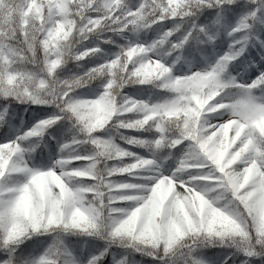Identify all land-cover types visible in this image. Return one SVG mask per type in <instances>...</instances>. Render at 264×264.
<instances>
[{
	"label": "snow or ice",
	"instance_id": "1",
	"mask_svg": "<svg viewBox=\"0 0 264 264\" xmlns=\"http://www.w3.org/2000/svg\"><path fill=\"white\" fill-rule=\"evenodd\" d=\"M0 264H264V0H0Z\"/></svg>",
	"mask_w": 264,
	"mask_h": 264
}]
</instances>
